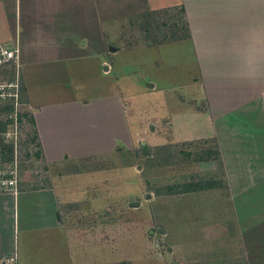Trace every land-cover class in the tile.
<instances>
[{"label": "crops", "instance_id": "obj_1", "mask_svg": "<svg viewBox=\"0 0 264 264\" xmlns=\"http://www.w3.org/2000/svg\"><path fill=\"white\" fill-rule=\"evenodd\" d=\"M111 4L106 16L104 0H0V42L20 49L27 103L21 148L29 145L32 154H41L37 173L44 167L43 175L51 181H41L37 186L38 177H23L20 172L18 192L0 191V264H100L97 244L86 236L80 238L78 228L60 211L74 203H101L92 194L79 196V191H97L107 172L96 169L102 159H117L116 154H124V149L133 150L135 141L144 135L161 143L169 136L180 143L216 139L222 172L227 175L232 196L237 195L233 205L250 206L263 199L264 163L255 154H262L264 159V121L259 117L254 122L242 119L241 123L232 116L241 111H262L263 100L248 102L247 109L245 104L227 113H216L217 107L211 101L215 88L211 85L218 78L215 72L232 82L240 80L237 74L244 72L246 63L252 65L246 47H257L258 41L248 42L232 32L264 31V0H120ZM119 12L124 17L137 14L140 18L182 14L186 35L175 34L148 47L191 45L201 53L200 73L192 74L191 80L206 71L205 86L194 81L198 92L194 90L189 99L179 97L190 104L192 115L200 121L177 138L172 119L168 124L164 123L167 118L159 122L153 117L141 126L133 122L132 100L121 89L115 55L148 47L119 49ZM84 64L90 69H82ZM127 72L141 74L140 69H131L124 73L125 78ZM147 87L156 85L148 83ZM148 120L158 123L155 132ZM243 124L259 130L242 131L238 127ZM252 140L258 141L253 145ZM248 146L250 151L246 150ZM8 153L12 154V149ZM262 210L258 209L260 213ZM229 217L238 231L230 234L232 230H218V235L214 232L206 239L216 242L220 250L206 264H264V215L239 212L237 217ZM190 240L198 247L205 239L190 233ZM176 254L182 255L181 250ZM233 258L238 262H231Z\"/></svg>", "mask_w": 264, "mask_h": 264}, {"label": "rangeland", "instance_id": "obj_2", "mask_svg": "<svg viewBox=\"0 0 264 264\" xmlns=\"http://www.w3.org/2000/svg\"><path fill=\"white\" fill-rule=\"evenodd\" d=\"M117 1L120 0H104L108 12L104 15H109L113 7L111 3ZM119 15V49L156 46L159 41L171 39L175 34L184 36L187 33L183 30L184 19L180 13L151 14L142 18L141 15L135 16L137 14L124 17L122 12ZM148 20L150 21L147 22ZM161 23H165L167 27L164 28ZM232 33L246 38L248 42L258 41L257 47H246L248 60L253 63H246L244 72L237 74L241 75L240 80L232 82L220 77L223 73L215 72L218 78L211 85L215 88L211 101L217 107L216 113H227L240 105L246 104L244 109H247L248 102L262 99V111L247 110L236 112L232 116L234 119H241V123L242 119L250 118L249 122H254L259 117L264 121V61H261L264 60V31ZM200 56V51L194 50L191 45L181 48L148 47L115 55V69H118L116 71L122 77L121 89L132 100L135 112L133 122L140 125L153 117L159 122L167 118L168 121L164 123L168 124L172 119L175 138L196 125L200 120L192 115L190 104L182 102L179 97L189 99L193 91H197L194 81L205 86L206 71L199 74L200 78L197 75L191 80V75L199 72L202 65ZM82 67L86 70L88 66L84 64ZM131 69H140L141 74L137 76L127 72L129 75L125 78L124 73ZM243 75L246 79H243ZM140 77L144 81H140ZM148 83H153L156 87L148 88ZM148 123L155 132L158 123L155 120H148ZM244 126L238 128L250 133L259 130L253 125ZM262 129L264 134V127ZM25 131L28 130L25 128ZM252 141L254 145L258 140ZM246 150L250 151V146ZM21 151L18 159L22 176L30 178L32 174L35 175V178L38 177L35 179L37 186H40L41 181L51 183L50 178L43 175L44 167L41 166L40 173H37L36 164L41 154H32L29 145L25 144ZM11 155L0 154V157L2 161L8 162ZM255 155L263 164L262 154ZM116 156L117 159L112 156L103 158L102 165L95 167L107 171L103 173V181L101 185L99 183L97 191L90 192L86 188L81 190L82 193L79 191V196L92 194L101 203L93 206H85L82 202L74 203L60 211L61 214L68 215L70 223L78 228L80 238L86 236L92 244H97V259L101 260L100 264H206L209 259L213 260L218 256L220 251L216 242H205L206 239L211 238L214 232L218 235V230L226 233L232 230L230 234L233 230L238 231L236 223H230L229 216L235 218L239 212L264 215V208L261 209L264 204L261 207L257 205L264 203V190L263 199L253 201L250 206L233 205L237 195L232 196L226 181L227 175L222 172L220 145L216 139L180 143L174 142L169 136L168 141L161 143L144 135L135 141L133 150L124 149V154ZM148 193L151 194L150 197H147ZM134 202L140 204L132 206ZM215 217L218 221L212 220ZM190 233H198L199 237L205 239L204 243L198 247L192 246ZM229 245L226 244L225 248ZM178 249L182 255H175ZM238 260L233 258L231 262Z\"/></svg>", "mask_w": 264, "mask_h": 264}, {"label": "built area", "instance_id": "obj_3", "mask_svg": "<svg viewBox=\"0 0 264 264\" xmlns=\"http://www.w3.org/2000/svg\"><path fill=\"white\" fill-rule=\"evenodd\" d=\"M24 81L20 49L17 45L0 42V154L12 149V159L2 161L0 157V191L18 192L19 159L21 150L22 124L26 108L23 95Z\"/></svg>", "mask_w": 264, "mask_h": 264}, {"label": "water", "instance_id": "obj_4", "mask_svg": "<svg viewBox=\"0 0 264 264\" xmlns=\"http://www.w3.org/2000/svg\"><path fill=\"white\" fill-rule=\"evenodd\" d=\"M113 49H114V48H113ZM150 86H153V84L150 83ZM150 196H151V194L148 193V194H147V197H150ZM139 204H140V202H134V203H132L131 205H132V206H138ZM162 230H163V229H162ZM162 230H161V231H162ZM163 231H164V230H163ZM169 250H171V249H169ZM3 264H5V263H3Z\"/></svg>", "mask_w": 264, "mask_h": 264}, {"label": "trees", "instance_id": "obj_5", "mask_svg": "<svg viewBox=\"0 0 264 264\" xmlns=\"http://www.w3.org/2000/svg\"><path fill=\"white\" fill-rule=\"evenodd\" d=\"M24 116H27V112L24 114ZM8 150H10L11 151V149L10 148H8ZM191 192V191H190Z\"/></svg>", "mask_w": 264, "mask_h": 264}]
</instances>
